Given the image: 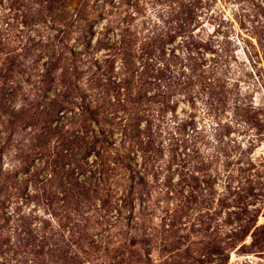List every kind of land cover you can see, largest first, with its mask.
<instances>
[{"label":"trees","instance_id":"trees-1","mask_svg":"<svg viewBox=\"0 0 264 264\" xmlns=\"http://www.w3.org/2000/svg\"><path fill=\"white\" fill-rule=\"evenodd\" d=\"M249 4L247 36L220 44L218 0H0V264H143L183 226L222 232L223 260L252 231L264 252L258 212L243 218L264 203V104L236 76L264 91ZM219 194L242 210L229 232Z\"/></svg>","mask_w":264,"mask_h":264},{"label":"rangeland","instance_id":"rangeland-1","mask_svg":"<svg viewBox=\"0 0 264 264\" xmlns=\"http://www.w3.org/2000/svg\"><path fill=\"white\" fill-rule=\"evenodd\" d=\"M250 1L251 0H218L217 9L219 15L216 18V21L207 23V29L212 35L217 38L216 40L219 41L220 44H222L223 41L227 40V37H225L227 36V34L231 37H236L239 34L244 37L247 36V33L241 27L240 23L242 21V18L246 16L252 19L250 15L253 12L251 11L252 5L249 4ZM242 46L244 47V43H242ZM242 46L238 45L236 49H241ZM238 55L240 57V61L244 62V64L241 65L242 69H245V72L251 74L250 66L247 63V57L245 56L242 49L241 51H239ZM245 64L248 65V69L247 66L245 67ZM234 67L236 68L238 67V65H235ZM237 70L239 71V69ZM236 76L243 77V81L246 82L242 83L243 88H252L255 85V88H252L253 92L251 93V96L253 100H255L256 104H264V91L260 87H257V83L253 79L246 78L245 76H242L240 74ZM16 129L20 131L19 128ZM262 140L263 141L260 147L256 149L253 154L254 159H257V164L263 163L262 159L264 158V137ZM7 163L8 161L6 160V166ZM254 171L255 170L252 169V172ZM236 185H238L237 182L235 183V186ZM224 187V183L219 182V185H217L218 192L221 193ZM224 198L225 197L222 194H219L216 197L215 207L217 208V215H215V217L218 216L217 219L221 224H223V226L224 223L222 221L230 219V221L233 222L234 227H236L238 222L236 220L237 217L234 212L238 213L242 210H238L235 208L236 204L234 198H231L227 201L228 204L231 205L230 208H223L222 202ZM248 202L252 205H250L248 209V214L242 217L246 220H249V218L255 219V217L253 216L256 211L258 212L257 222L259 226H263L264 203L262 202V199L258 200L255 198H250ZM228 214H231V216ZM157 216H159L160 218V213H157ZM156 223H160V220L157 219ZM185 229L187 228H185L184 226L180 228L181 231L176 234L178 235L179 241L177 242L176 239L172 242L171 240L168 247H158L156 245L139 246L143 254L146 253L147 255L152 256L150 258L151 261H143V264H264V252H258L257 248L252 246L253 241L251 239V235L254 231H252V233L247 237L244 243L235 242V247L230 249L229 252L227 251L228 254L226 255V259L223 260L222 256H219L217 254H208L212 251L211 245L213 244V241L219 239L220 237H225L222 232L219 234L220 237H216L215 239V236H210V233L207 231L202 230L200 233H197L195 236H193L192 231H186ZM224 229L226 232H229L230 226H224ZM185 236H187V239L193 241L195 244L188 245V242L182 238ZM136 259H139V256H136Z\"/></svg>","mask_w":264,"mask_h":264}]
</instances>
